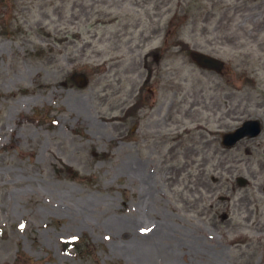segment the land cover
<instances>
[{
  "label": "rangeland",
  "instance_id": "obj_1",
  "mask_svg": "<svg viewBox=\"0 0 264 264\" xmlns=\"http://www.w3.org/2000/svg\"><path fill=\"white\" fill-rule=\"evenodd\" d=\"M0 264H264V0H0Z\"/></svg>",
  "mask_w": 264,
  "mask_h": 264
},
{
  "label": "water",
  "instance_id": "obj_2",
  "mask_svg": "<svg viewBox=\"0 0 264 264\" xmlns=\"http://www.w3.org/2000/svg\"><path fill=\"white\" fill-rule=\"evenodd\" d=\"M202 65L209 68L218 69L220 63L212 58L202 56L199 58ZM260 133V124L258 121H247L240 128L231 134H227L223 137V143L227 146H231L245 136L254 137Z\"/></svg>",
  "mask_w": 264,
  "mask_h": 264
},
{
  "label": "trees",
  "instance_id": "obj_3",
  "mask_svg": "<svg viewBox=\"0 0 264 264\" xmlns=\"http://www.w3.org/2000/svg\"><path fill=\"white\" fill-rule=\"evenodd\" d=\"M63 244H64V246H66V248L65 249H67L68 248V246H73V244L72 243H69L68 241H66V242H63Z\"/></svg>",
  "mask_w": 264,
  "mask_h": 264
}]
</instances>
